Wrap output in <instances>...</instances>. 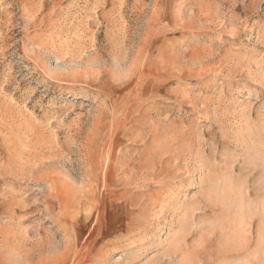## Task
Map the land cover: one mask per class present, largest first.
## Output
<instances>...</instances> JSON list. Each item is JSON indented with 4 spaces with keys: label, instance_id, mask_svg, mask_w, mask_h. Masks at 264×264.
I'll list each match as a JSON object with an SVG mask.
<instances>
[{
    "label": "rangeland",
    "instance_id": "1",
    "mask_svg": "<svg viewBox=\"0 0 264 264\" xmlns=\"http://www.w3.org/2000/svg\"><path fill=\"white\" fill-rule=\"evenodd\" d=\"M263 222L264 0H0V264H264Z\"/></svg>",
    "mask_w": 264,
    "mask_h": 264
},
{
    "label": "bare ground",
    "instance_id": "2",
    "mask_svg": "<svg viewBox=\"0 0 264 264\" xmlns=\"http://www.w3.org/2000/svg\"><path fill=\"white\" fill-rule=\"evenodd\" d=\"M228 180V179H227ZM224 183H225V181H224ZM238 185H239V181H238V178L235 176V175H231V176H229V180H228V182H227V184H224L222 187H219L218 186V188H217V191H216V189H215V191L219 194V196H221V195H224L223 193H231V195H232V201H233V204L235 203V204H237V205H239V204H244L243 206L244 207H242V209L241 210H239L240 212H241V214L243 215V216H247V217H249L250 216V213L252 212V210H253V206H254V203H252V201H250L248 198L249 197H247V202L245 201V199H244V202H243V200H241V199H243V196L241 197L240 196V194L239 193H237V190H239L238 189ZM242 187V186H241ZM234 192H236L237 194H233ZM239 192V191H238ZM230 195V196H231ZM244 195H246V194H244ZM225 196V195H224ZM246 197V196H245ZM226 201V200H225ZM234 204V205H235ZM235 207V206H234ZM233 207V208H234ZM236 212V211H235ZM254 212V211H253ZM234 213V212H233ZM232 218L230 219V222H232V223H245L244 222V217L241 219V218H238L239 217V215H236L235 213L234 214H232V216H231ZM185 222L186 223H189V221H188V219H187V221L185 220ZM229 222V221H228ZM264 223V222H263Z\"/></svg>",
    "mask_w": 264,
    "mask_h": 264
}]
</instances>
